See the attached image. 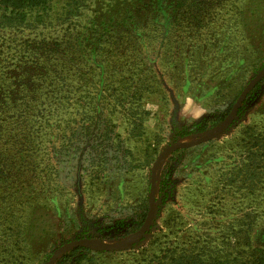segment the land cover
<instances>
[{
	"label": "rangeland",
	"instance_id": "374dc122",
	"mask_svg": "<svg viewBox=\"0 0 264 264\" xmlns=\"http://www.w3.org/2000/svg\"><path fill=\"white\" fill-rule=\"evenodd\" d=\"M263 67L264 0H49L0 27V264H46L65 243L51 264L79 244L120 245L93 264L264 248V77L225 132L162 157L142 238L147 222L96 238L122 232L162 152L219 130Z\"/></svg>",
	"mask_w": 264,
	"mask_h": 264
},
{
	"label": "trees",
	"instance_id": "16d2710c",
	"mask_svg": "<svg viewBox=\"0 0 264 264\" xmlns=\"http://www.w3.org/2000/svg\"><path fill=\"white\" fill-rule=\"evenodd\" d=\"M49 0H0V27L6 26H16L19 23H23L27 20L28 12L33 9H44L48 4ZM39 18V17H38ZM264 79V78H263ZM262 79V80H263ZM261 80V81H262ZM4 81V78L3 80ZM260 81V82H261ZM251 94V93H250ZM249 94V95H250ZM246 100V99H245ZM240 110V109H239ZM238 110V112H239ZM228 110H226V113ZM237 112V113H238ZM225 114L210 117L204 116L198 121L193 123V128L189 131H183L180 136H186L191 133H201L207 129L218 125L224 118ZM1 121V118H0ZM87 127V126H86ZM184 149H178L175 151H180ZM89 157L93 159L107 158V152L105 150L97 151L96 149H91L89 152ZM96 172L94 175H97ZM167 171L162 168L160 175V180L158 184L159 194L162 199L166 195V184H167ZM148 218V200L143 201L135 206V210L128 215L129 219L127 224L125 220H121L119 223L123 227L122 232L114 237H96V236H77L79 239L84 238H97L99 240L103 239H121L139 231ZM152 242L148 243L151 244ZM97 252H101L97 247H91L87 245H76L70 248L67 252L61 255L57 264H81V262H86L88 264H93L94 255ZM227 255V254H225ZM224 254L212 251H180L178 252L176 247H167L163 254H148L143 257L144 264H264V248L259 246H252L249 252L243 254L242 256H231L226 257ZM229 255V254H228Z\"/></svg>",
	"mask_w": 264,
	"mask_h": 264
},
{
	"label": "water",
	"instance_id": "95a60500",
	"mask_svg": "<svg viewBox=\"0 0 264 264\" xmlns=\"http://www.w3.org/2000/svg\"><path fill=\"white\" fill-rule=\"evenodd\" d=\"M264 77V67L243 87V89L241 90V92L239 93V95L237 96L236 100L234 101L230 111H229V114H228V117L224 123V125L219 129L217 130L216 132L214 133H211L209 135H206V136H202V137H199L195 140H192V141H185V142H176L172 145H170L168 148H166L161 156L155 161L153 167H152V170H151V185L149 187V194H148V218L146 221L147 224L145 226V228L140 232V234L138 235V239L139 238H142V236L145 234V232L147 230H149V228L151 227V224L153 222V217H154V202H155V198H154V181H155V176H156V171L158 169V165L160 164L161 160H162V157L164 155L167 154V152L169 150H178V149H186V148H190V147H193V146H197L199 144H202L210 139H213L219 135H221L223 132L226 131V129L230 126V124L232 123L235 115H236V112L240 106V104L242 103V101L244 100V98L248 95V93L250 92V90ZM65 246H67V244H62L61 246H59L58 248H56L52 254L50 255V257L48 258L46 264H51L54 257L57 255V253L63 249ZM120 247V245H104V246H101V247H98V249H101V250H112V249H115V248H118Z\"/></svg>",
	"mask_w": 264,
	"mask_h": 264
}]
</instances>
